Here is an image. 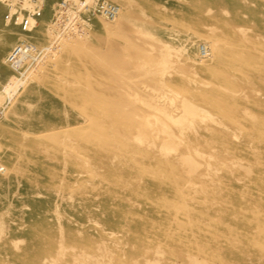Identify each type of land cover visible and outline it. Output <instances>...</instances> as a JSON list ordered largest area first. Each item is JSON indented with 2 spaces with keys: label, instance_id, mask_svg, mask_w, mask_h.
<instances>
[{
  "label": "rangeland",
  "instance_id": "374dc122",
  "mask_svg": "<svg viewBox=\"0 0 264 264\" xmlns=\"http://www.w3.org/2000/svg\"><path fill=\"white\" fill-rule=\"evenodd\" d=\"M115 1L9 100L0 3V264H264V0Z\"/></svg>",
  "mask_w": 264,
  "mask_h": 264
},
{
  "label": "bare ground",
  "instance_id": "6f19581e",
  "mask_svg": "<svg viewBox=\"0 0 264 264\" xmlns=\"http://www.w3.org/2000/svg\"><path fill=\"white\" fill-rule=\"evenodd\" d=\"M68 1H69L68 3L69 7H65L63 10L61 9V5H60L61 0H55L54 2L53 15L49 19L48 24H47L53 33V37L50 42H48L47 44L38 45L33 41L23 38L15 44L17 45L21 42H24V43L29 42L38 47H47V52L44 54L43 57L39 58L37 62L33 64H29L27 68H23L22 72L17 73L10 67L6 59L7 54L11 51V49L15 45L12 46V48L6 54L4 62L10 67L13 75L8 77V79L4 83V88H3L4 94H5L4 99L9 100L13 98V96L16 94V91H18L23 85H25V83L30 79L31 75L38 74L43 68V66L49 60L58 59L60 55L62 54L64 48L68 44V42H70L71 40L73 41L74 39H80L84 37L89 29V26L93 18H96L100 21L102 19L106 22L113 23L117 20L121 12L120 5L114 0L119 5V12L114 19L108 20L95 12H91L88 14L86 13L84 16L82 15L81 12H85L86 4H91L92 0H68ZM0 3H2L5 7L4 20L7 23L16 26L22 34L27 35L38 26V20L42 16V12L45 10V8H47L49 2H47L46 4V0H0ZM72 4H74L75 6ZM0 7H1V4H0ZM38 10L40 11L39 16L31 15L32 13H35ZM24 11L28 13V15L26 16L27 21H28V25H27L28 27L25 30L22 29V27L19 26L18 23L11 22L8 18H6V14H13L14 12H17L19 19H22L24 18V14H23ZM63 12L65 13L64 15H63ZM58 18H61L62 20L60 21L58 20ZM50 45H53V47ZM201 51H202V54L207 53V50L204 46L202 47ZM209 55H210V52H208L206 56L209 57ZM158 66L161 68V71L166 66V61H165L164 56H161V59L158 62ZM188 107L189 105H185L186 109H188ZM172 146L173 145L171 144V147ZM184 161H186L189 164H193V161H191L189 157H185ZM197 264H199V262H197Z\"/></svg>",
  "mask_w": 264,
  "mask_h": 264
},
{
  "label": "built area",
  "instance_id": "2783aa9c",
  "mask_svg": "<svg viewBox=\"0 0 264 264\" xmlns=\"http://www.w3.org/2000/svg\"><path fill=\"white\" fill-rule=\"evenodd\" d=\"M68 3V0H61V9L63 10L65 7H69ZM24 12V18L22 19H19L17 12H14L13 14H6V18H8L11 22L18 23V25L25 30L28 27V21L26 18L28 13ZM91 12H95L108 20H112L116 17L119 12V5L114 0H92L91 4H86L85 12L81 13L85 16L86 13L88 14ZM64 14L65 13L63 12V15ZM31 15L39 16L40 11L38 10L35 13H32ZM58 20L61 21L62 19L58 18ZM50 46L53 47V45ZM46 52L47 47H38L29 42H21L11 49V51L6 56V59L10 67L15 72L19 73L22 72L23 68H27L29 64L37 62L38 59L43 57Z\"/></svg>",
  "mask_w": 264,
  "mask_h": 264
}]
</instances>
